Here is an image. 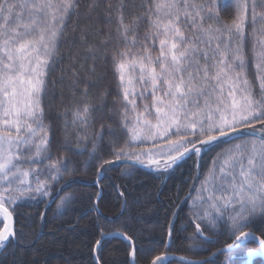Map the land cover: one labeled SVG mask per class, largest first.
Returning a JSON list of instances; mask_svg holds the SVG:
<instances>
[{"label": "snow or ice", "instance_id": "6c2138e0", "mask_svg": "<svg viewBox=\"0 0 264 264\" xmlns=\"http://www.w3.org/2000/svg\"><path fill=\"white\" fill-rule=\"evenodd\" d=\"M189 159L151 247L126 187L109 186L115 217L99 210L110 172ZM82 203L90 264L114 240L121 264L264 261V0H0V264H39L20 255L25 209L75 232Z\"/></svg>", "mask_w": 264, "mask_h": 264}, {"label": "trees", "instance_id": "16d2710c", "mask_svg": "<svg viewBox=\"0 0 264 264\" xmlns=\"http://www.w3.org/2000/svg\"><path fill=\"white\" fill-rule=\"evenodd\" d=\"M207 163V157L204 158ZM194 161L189 159L184 165L169 175L161 177L158 174L141 171V174L132 181L122 177L118 171L110 172L103 181L105 188L104 198L99 205V210L104 216L113 218L120 212L119 201L117 200L116 191L109 187L112 184L126 187L130 197V213L133 216H142L144 222L138 225L148 230L150 235L145 236V248L151 247L148 243L150 239H159L160 226L164 223L167 211L175 204L174 194L177 189L184 188L187 195V188L191 187L189 178L195 179ZM82 184L79 190L85 194L95 191L91 185L92 176L80 178ZM147 198V199H144ZM136 199L137 203L133 204L132 200ZM183 199V198H181ZM185 211L188 208L187 203L176 205ZM53 211L55 209L53 208ZM26 230L29 228L35 230V234L25 242L20 255L29 262L32 260L39 261V264H90L87 243L95 233L94 220L96 213L87 207L86 203L76 206L74 213L77 219L76 231H63L62 222L58 219H49L43 227L34 219L37 214L36 209H25ZM51 217V213L48 214ZM183 216V213L181 214ZM104 223L103 220L100 221ZM255 250L254 246H250ZM120 249V251H116ZM245 252L247 250H244ZM180 254V253H177ZM105 260L108 264H121L124 259V244L119 241H113L107 245L105 251ZM228 257L221 258L219 264H226ZM253 264H264L261 259L254 260Z\"/></svg>", "mask_w": 264, "mask_h": 264}, {"label": "water", "instance_id": "95a60500", "mask_svg": "<svg viewBox=\"0 0 264 264\" xmlns=\"http://www.w3.org/2000/svg\"><path fill=\"white\" fill-rule=\"evenodd\" d=\"M255 259H260V258H259V257L253 258V262H254ZM263 262H264V261H263Z\"/></svg>", "mask_w": 264, "mask_h": 264}]
</instances>
